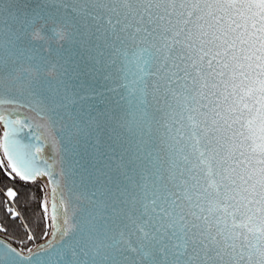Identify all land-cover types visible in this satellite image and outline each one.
Returning a JSON list of instances; mask_svg holds the SVG:
<instances>
[{"label":"snow or ice","instance_id":"1","mask_svg":"<svg viewBox=\"0 0 264 264\" xmlns=\"http://www.w3.org/2000/svg\"><path fill=\"white\" fill-rule=\"evenodd\" d=\"M0 125V264H264V0H0Z\"/></svg>","mask_w":264,"mask_h":264},{"label":"trees","instance_id":"2","mask_svg":"<svg viewBox=\"0 0 264 264\" xmlns=\"http://www.w3.org/2000/svg\"><path fill=\"white\" fill-rule=\"evenodd\" d=\"M45 183L43 179L38 180L33 185H24L18 178L15 181H10L4 177L3 171L0 170V221H3L8 227V232L0 235L6 239L8 237H14L16 240L15 246H21L22 242L24 248L34 247L44 241L42 234L45 230V224L42 218L43 213L39 208L41 193L38 189ZM10 185L22 190V196L16 202L18 210L22 213L21 219H11L4 208L5 197L3 195V189ZM29 191L35 193L34 200H28L27 196L23 194ZM28 231L33 233L34 240H27L26 233Z\"/></svg>","mask_w":264,"mask_h":264},{"label":"water","instance_id":"3","mask_svg":"<svg viewBox=\"0 0 264 264\" xmlns=\"http://www.w3.org/2000/svg\"><path fill=\"white\" fill-rule=\"evenodd\" d=\"M2 130H3V127H2ZM45 155H47V151L45 152ZM0 239H6V238L0 236ZM56 239L58 240V239H59V236H57ZM6 240H7V239H6ZM43 243H45V241L41 242L40 244H43ZM38 245H39V244H38ZM14 246H15V245H14Z\"/></svg>","mask_w":264,"mask_h":264},{"label":"rangeland","instance_id":"4","mask_svg":"<svg viewBox=\"0 0 264 264\" xmlns=\"http://www.w3.org/2000/svg\"><path fill=\"white\" fill-rule=\"evenodd\" d=\"M0 131H2V125H0ZM0 159H3V156H2V153H0ZM7 162L5 161V164H6ZM3 237V236H2Z\"/></svg>","mask_w":264,"mask_h":264},{"label":"flooded vegetation","instance_id":"5","mask_svg":"<svg viewBox=\"0 0 264 264\" xmlns=\"http://www.w3.org/2000/svg\"><path fill=\"white\" fill-rule=\"evenodd\" d=\"M44 180V179H43ZM46 182V180H44Z\"/></svg>","mask_w":264,"mask_h":264},{"label":"built area","instance_id":"6","mask_svg":"<svg viewBox=\"0 0 264 264\" xmlns=\"http://www.w3.org/2000/svg\"><path fill=\"white\" fill-rule=\"evenodd\" d=\"M1 236V235H0Z\"/></svg>","mask_w":264,"mask_h":264}]
</instances>
